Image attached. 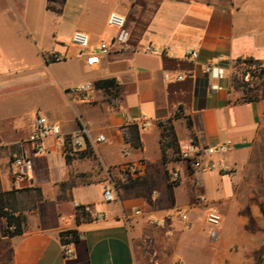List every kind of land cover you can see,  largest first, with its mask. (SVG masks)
I'll use <instances>...</instances> for the list:
<instances>
[{
  "label": "crops",
  "instance_id": "1",
  "mask_svg": "<svg viewBox=\"0 0 264 264\" xmlns=\"http://www.w3.org/2000/svg\"><path fill=\"white\" fill-rule=\"evenodd\" d=\"M27 4L0 0V194L14 191L11 208L25 217L23 234L9 237L0 215V264H183L190 253L198 264H264V75L250 89L236 74L243 60L264 67V0H129L110 14L126 18L131 48L92 68L54 35L44 46L40 29L28 25ZM84 32L93 45L117 35ZM190 48L198 59L185 57ZM209 65L222 77L210 79ZM112 79L108 90L95 86ZM85 83L94 86L91 102L72 91ZM36 116L67 135L88 123L92 137L104 134L111 143L72 155L49 139L37 151L27 142ZM140 120L152 128L142 130ZM169 120L179 151L232 143L231 152L207 158L216 174L191 169L174 147L163 151L160 124ZM14 155L32 161L23 177ZM127 164L139 168L126 184ZM171 170L179 182L169 181ZM75 202L91 208V219ZM208 208L222 216L216 240L205 223ZM177 211L187 213L185 221ZM69 230L80 233L68 245L73 257L60 238Z\"/></svg>",
  "mask_w": 264,
  "mask_h": 264
},
{
  "label": "built area",
  "instance_id": "2",
  "mask_svg": "<svg viewBox=\"0 0 264 264\" xmlns=\"http://www.w3.org/2000/svg\"><path fill=\"white\" fill-rule=\"evenodd\" d=\"M107 24L109 27L117 31V35L110 42H101L97 45L91 43L90 36L81 30H77L72 34L71 43L78 49L79 57L85 59V63L88 67H95L100 63V59L104 55H108L111 52L127 50L131 48L130 45V33L126 30V18L118 13H111L108 17ZM147 52H156L151 47H146ZM50 58L56 61H62L66 57L63 54L52 53ZM185 57L189 60L198 59V51L194 48L186 49ZM262 65H257L253 62L246 60L240 61L237 65L236 74L239 79L248 80L251 74H262ZM204 73L210 79H219L222 77V71L218 67L206 66ZM183 77H178L177 80L181 81ZM94 86L92 83H85L74 88L72 91L77 93L80 98L85 102H91L93 97ZM139 127L142 130L152 128V123L148 120H140L138 122ZM53 140L55 148L58 151L65 152L72 155L84 153L89 145L110 144L111 140L104 134H99L96 137H92L90 126L88 123H82L81 127L70 133L64 134L60 125L49 121L43 116H36L33 119L31 125V133L27 138V142L32 143L37 151L42 148L43 142L46 140ZM233 145L231 142H226L215 147L202 149L196 143H189L180 148L179 157L180 160L186 162L189 167L199 172H210L214 168V164L207 158L213 155H223L231 152ZM12 163L18 171V175L23 177L32 167V161L24 156L14 155L12 157ZM138 165L127 164L122 169V179L127 184L138 172ZM180 180V173L175 170H171L169 173V181L171 183H177ZM103 200L107 203L114 201V195L112 189L106 187L103 192ZM201 202L207 205L205 199ZM76 209H82L90 214L91 208L82 206L75 202ZM136 214H140V210L135 211ZM186 212H176V216L182 221L186 220ZM95 220L103 218L101 213H95L93 216ZM205 223L210 228V237L212 240L217 239L218 229L222 224V216L212 208L206 210ZM64 255L66 257H73L72 252L68 249V246H64Z\"/></svg>",
  "mask_w": 264,
  "mask_h": 264
},
{
  "label": "rangeland",
  "instance_id": "3",
  "mask_svg": "<svg viewBox=\"0 0 264 264\" xmlns=\"http://www.w3.org/2000/svg\"><path fill=\"white\" fill-rule=\"evenodd\" d=\"M128 1L129 0H67L66 4L62 7L59 3L51 4L57 9H63V13H56L47 9L48 0H28L26 9L28 25L32 29H40L43 44L46 47L52 44V35L59 38L60 46L74 47L71 43V36L75 28L79 27L82 31L105 33L106 35L112 34L115 30L106 27V18L111 11H118L123 8L124 4H127ZM142 7L145 9L144 13L151 12L153 9L150 5L144 6L142 4ZM139 9L140 8L137 6L135 12H138ZM145 18L144 16V19ZM262 71H264V68ZM263 75L264 72L259 75L251 74L248 80H243V82L249 84V88L251 86L252 89H257L259 88ZM211 171L216 174L218 169L214 167ZM204 249L208 252L214 251L208 243H204ZM183 264H198V262L195 260V256L190 253L188 260L185 263L183 262Z\"/></svg>",
  "mask_w": 264,
  "mask_h": 264
},
{
  "label": "trees",
  "instance_id": "4",
  "mask_svg": "<svg viewBox=\"0 0 264 264\" xmlns=\"http://www.w3.org/2000/svg\"><path fill=\"white\" fill-rule=\"evenodd\" d=\"M66 0H48L47 9L54 11L56 13H61L62 8H55L52 3H59L61 7L65 4ZM115 85V81L112 80H104L98 81L95 83L97 88H102L108 90ZM188 127L191 128V120L187 117ZM160 126L163 128L162 133V148L165 152L168 148L174 147L176 151H179V146L176 145V135L173 129V126L170 124V120L161 123ZM137 139V138H136ZM135 146H140L138 142L135 143ZM15 192H7L0 194V215L6 219V228L4 230V235L13 237L17 235H21L24 232V224L25 217L22 215H16L15 211L11 208L9 201L13 199ZM81 212V216L84 218L91 219V216L86 213L83 208L78 209ZM78 223L80 222V218L78 216ZM61 242L64 246L71 245L80 240V233L76 230L63 231L60 233Z\"/></svg>",
  "mask_w": 264,
  "mask_h": 264
}]
</instances>
